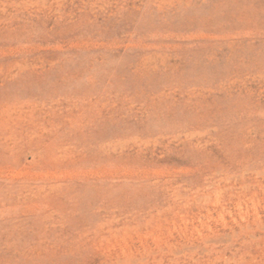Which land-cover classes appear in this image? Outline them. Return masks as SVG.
Instances as JSON below:
<instances>
[{
  "label": "rangeland",
  "instance_id": "rangeland-1",
  "mask_svg": "<svg viewBox=\"0 0 264 264\" xmlns=\"http://www.w3.org/2000/svg\"><path fill=\"white\" fill-rule=\"evenodd\" d=\"M0 264H264V0H0Z\"/></svg>",
  "mask_w": 264,
  "mask_h": 264
}]
</instances>
